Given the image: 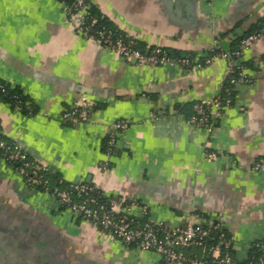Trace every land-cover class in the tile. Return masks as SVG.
<instances>
[{
	"label": "crops",
	"instance_id": "obj_1",
	"mask_svg": "<svg viewBox=\"0 0 264 264\" xmlns=\"http://www.w3.org/2000/svg\"><path fill=\"white\" fill-rule=\"evenodd\" d=\"M86 1L109 27L146 47L194 54L196 63L215 45L238 44L264 19V0ZM81 22L61 0H0V82L34 109L26 115L0 100L3 138L65 182L138 202L151 221L185 226L198 221L194 211L221 221L232 256L244 261L264 237V169H251L264 156V37L243 55L250 82L232 88L230 105L208 131L187 120L195 103L220 95L225 60L137 65L79 35ZM81 96L94 104L91 119L72 125L62 115ZM120 120L127 127L103 152ZM0 264L179 263L62 210L0 155Z\"/></svg>",
	"mask_w": 264,
	"mask_h": 264
},
{
	"label": "built area",
	"instance_id": "obj_2",
	"mask_svg": "<svg viewBox=\"0 0 264 264\" xmlns=\"http://www.w3.org/2000/svg\"><path fill=\"white\" fill-rule=\"evenodd\" d=\"M67 15L79 13L82 22L77 27V33L82 37L96 41L103 48L116 52L127 62H133L141 66H160L177 64L187 67L190 62L187 58L174 59L168 55L165 49L159 46L147 47L145 51L136 48V41L112 27L99 24L96 17L87 14L88 3L86 0L63 1ZM264 37V27L261 31L242 37L237 49L231 54L215 53L205 57L202 62L195 66H207L217 59L226 62L225 80L230 89L250 82L243 65L244 52L258 39ZM224 80V82H225ZM222 83V90L223 84ZM229 89H225L229 95ZM4 88L0 85V95L4 94ZM230 105V98L217 96L203 103L193 105V113L188 118V123L203 127L208 131L217 123L221 117L224 107ZM93 102L86 96H81L79 104L66 111L62 119L72 125L89 122L93 111ZM127 122L120 120L112 125L109 133V148L114 147L116 134L127 127ZM110 150V149H109ZM1 155L8 162L17 164V171L23 177L24 182L30 186H46L48 181L45 174L50 168L31 160L24 145L7 141L3 138L0 130ZM209 159L215 158V153L208 152ZM254 171L264 169V156L255 160L251 166ZM64 180L60 179L59 183ZM94 185L87 182H67L66 188H54L51 195L66 210L76 216L87 219L96 224L103 231L111 234L123 244L133 246L140 251L154 252L168 263L179 264H264V259L246 258L244 261L236 260L231 252V241L221 233L216 241L206 247L211 230H220L222 222L202 227L198 221H190L183 227H172L164 222H154L146 218V211L134 200L124 197L106 198L99 201L93 195ZM104 196V195H103ZM140 220H143L140 222ZM264 239V237H262ZM259 249L264 251V244L254 241ZM192 249L201 250V256H188L187 251Z\"/></svg>",
	"mask_w": 264,
	"mask_h": 264
},
{
	"label": "trees",
	"instance_id": "obj_3",
	"mask_svg": "<svg viewBox=\"0 0 264 264\" xmlns=\"http://www.w3.org/2000/svg\"><path fill=\"white\" fill-rule=\"evenodd\" d=\"M61 1H65V2H69V0H61ZM87 14L88 15H91L93 17H96L97 21L99 22V24L101 25H104V26H108L106 25L103 20L100 18L99 15H97V13L94 11V9L88 5L87 7ZM264 27V19L259 21L258 24L252 28L251 30H249L244 36L248 35V34H252V33H256V32H259L261 31V29ZM241 39V38H240ZM239 39V41H240ZM238 41V43H239ZM136 48H138L139 50L141 51H145L146 50V46L145 45H142L140 43H138L136 41ZM237 46L238 44H235L233 45L232 47H230L228 50H225L224 48L218 46V45H215L212 47V49H210L206 54V57L210 56V55H213L215 53H224V52H227L229 54H231L235 49H237ZM152 47V46H151ZM166 52L168 53V55L174 59H182L183 57L184 58H187L190 62V64L187 66L188 68L189 67H192L194 65H196L197 63L195 62L196 61V56L194 54H185V55H176V54H173L171 52H168L166 50ZM203 60H201L202 62ZM245 69H246V66L248 65L245 61L242 62ZM0 85L4 88V94L0 95V100L3 101L4 103H7L11 106V108L13 107H18L20 109V111L23 113V114H31L33 113L34 109L32 107L31 104H27V99L22 95L21 91L17 88H10L8 85L0 82ZM229 89V95L226 94V91L225 89ZM233 90L230 89L229 87V83L225 80L224 84H223V90L221 89V92H220V97L221 98H225L226 96H228L230 98V102L232 101V95H233ZM93 109H94V106H93ZM108 140H109V136L107 135L103 141V152H108V151H112L114 149V147L112 148H109V144H108ZM110 149V150H109ZM0 155H1V151H0ZM2 156V155H1ZM31 160H33L32 158H30ZM6 160V159H5ZM8 162V161H7ZM12 165L13 168H17V164L16 163H11V162H8ZM17 170V169H16ZM22 177V176H21ZM45 178L47 179L48 183L46 186H40V185H35V189L37 190H40V191H47V192H52V190L56 187L58 188H66V185H67V182H63V183H59V180L62 179L60 177V175L50 169L49 172H47L45 174ZM23 179V177H22ZM24 180V179H23ZM88 183V182H87ZM92 185V184H91ZM93 195L95 197H97V199L99 201H105L106 198H111L112 196H105L101 191H99L98 189L95 188L94 190V193ZM104 195V196H103ZM60 208L62 210H66V208L62 205H59ZM191 215H196V217L198 218V223L206 228V227H209L210 225H213L215 223H217V219H208V217H206V215H204L203 213H200V212H197V211H194V212H191L190 213ZM78 218H81L80 216H77ZM145 217L147 218V214L145 215ZM82 219V218H81ZM143 221V220H140V222ZM184 226V225H183ZM183 226H180V227H183ZM222 234L225 238L229 239V236H228V233L224 227V225H222V228L220 230H211L210 231V236L211 237H214V239H208L206 241V247H208L210 244H212L213 242L216 241V237L219 235V234ZM256 242H259V244H264V239L263 238H260L258 240H256ZM201 251L199 249H192V252L193 251ZM199 256V255H198ZM201 256V255H200ZM248 258H253V260H257V259H260V258H263L264 259V251L259 249V247H257L255 245V243H252L249 251H248Z\"/></svg>",
	"mask_w": 264,
	"mask_h": 264
}]
</instances>
